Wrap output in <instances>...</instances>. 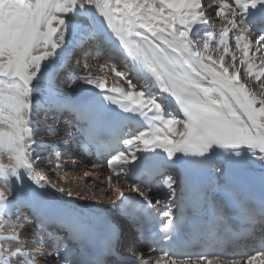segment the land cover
I'll return each instance as SVG.
<instances>
[{"label":"snow or ice","instance_id":"snow-or-ice-1","mask_svg":"<svg viewBox=\"0 0 264 264\" xmlns=\"http://www.w3.org/2000/svg\"><path fill=\"white\" fill-rule=\"evenodd\" d=\"M209 9L220 22L218 37L207 30L212 20ZM106 30L118 41V48L111 45ZM69 32L79 37L81 45L95 41L102 49L105 43L110 44L109 59L121 57L127 65L119 70L113 63L110 72L127 83V90L92 76L85 63L86 74H71L67 87L72 90L77 83L90 87L75 98L58 93L52 83L55 69L46 74L45 68L47 63H55L59 50L68 44ZM233 38L241 54L239 68L235 65L237 55L230 50ZM214 52H221L218 59ZM261 52L264 0H209L207 4L205 0H0V184L7 186V190L0 188V264H40L36 257L47 259L43 240L34 255L29 249L36 241H21L22 230L11 228L5 234L12 215L27 204L17 195L16 186L25 188V177L38 189L48 182L45 174L36 171L41 160L39 151L48 146L34 139V114H67L76 131L83 134L82 147L95 146L109 153L107 165L112 176L106 179L117 193L110 208L136 225L143 241H149L144 246L151 251L153 243L161 239L171 245L173 234L186 223L176 204L178 181L164 175L169 167L222 173L223 168L216 167L211 157L235 165L245 150L264 162V92L257 95L242 81V75L254 78L264 89V57L258 56ZM83 54L90 52L85 48ZM226 57L233 62L231 71L225 66ZM46 75L48 83L43 88L39 82ZM133 76L144 84L133 83ZM149 85L158 89L159 98ZM45 92L43 99H33L34 93ZM167 97L175 102L182 119L169 111L170 102L162 103ZM106 105L126 115L117 119L108 114ZM133 123L138 125L135 131ZM65 135L73 138L75 133L69 127ZM138 153L152 155L141 164ZM5 157L7 164L3 163ZM144 172L149 178L162 177L154 201L166 205L162 211L166 219L159 233L145 228L153 222L152 195L132 184L130 190L141 200L121 207L124 192L111 183L113 176L119 180ZM141 185L148 188L149 180L141 179ZM31 191L36 194L35 189ZM68 196L72 197L71 191ZM210 215L215 224V215ZM30 223L34 232L36 224L45 221ZM60 227L74 239L86 232L84 222L72 213L61 216ZM103 227L104 249L92 264H106L105 258L116 252L121 239V219L106 220ZM68 251L66 245L55 244L53 258L57 264H72ZM129 251L142 264L144 253L134 245ZM213 258L223 264H264V240L254 255L242 253L239 257L206 252L177 255L161 248L153 264H212Z\"/></svg>","mask_w":264,"mask_h":264},{"label":"bare ground","instance_id":"bare-ground-1","mask_svg":"<svg viewBox=\"0 0 264 264\" xmlns=\"http://www.w3.org/2000/svg\"><path fill=\"white\" fill-rule=\"evenodd\" d=\"M208 2H209V0H206V4ZM229 2H231V0H229ZM209 12L211 13L212 20H211L210 25H208V29H207L208 31L211 30L212 28L215 30V26L218 25L216 23L213 24V21L216 20L218 22V19L214 16V12L212 11V9H209ZM98 19H102V18H99L98 17ZM84 23L87 24V21H84ZM104 27L106 29V25ZM200 31H201V35H203V30H200ZM69 33H71V32H69ZM106 34L108 35L109 39L111 40V45H115L118 48L119 47L118 41H116L115 38L110 35V33H107V30H106ZM68 38H72L71 39L72 41H71V44H67L65 46L66 48L63 49L64 50L63 51L64 54H62V53L59 52V56L56 58L55 63H50L49 64L51 68L55 69V71H56L57 74H59L61 72L66 73L65 76H67V78L64 79V83H65L64 87L63 88H60V89H57V92L60 93L63 96H67L69 98H75L82 91H84L85 89H88L90 87V86H87V85H83L81 83H77L76 86L72 90H69L68 87H67L68 77L70 76L71 72L74 71V74H75L76 77H81V76H84L86 74L85 69L83 67V65L85 63H87L89 65L88 71H90L91 74H92V76H94V77H102V74L105 73V71H104V69H101L99 66L101 64H103V63L105 64L106 61L110 62L109 63L110 65H111V63L112 64L115 63V65H117L118 66V69H120V70H124L127 67V65L124 63V61H123V59L121 57L113 56L111 60L109 59V56L111 54V45L110 44H107V43L104 44V46H103L102 49L101 48H98L97 45L95 44V48L94 49H96L95 50L96 53L94 55H91V54L90 55H87V56L84 55V54L79 55V56L74 55V62L71 65H68V62H66V61H68L67 60V57L69 55L68 52H70L71 49L75 48L77 44H81L80 43V40H79V37L74 36L72 33H71V36L70 37L68 36ZM92 44H94V41H93ZM213 47H215V45H213ZM230 50L232 52L236 53L237 60L235 62L237 63L238 66H240V64H239V58H240V55L241 54L236 49L234 41H233V46H230ZM254 50H255V41L253 40V51ZM121 51H122V49H121ZM258 56L264 57V52L259 53ZM227 59H231V58L230 57H227ZM257 62H259V61H257ZM107 66H108V64H107ZM108 67H110V66H108ZM229 68L232 69V65H230ZM66 70H70V71L68 72ZM48 72H46V74ZM103 77H105V76L103 75ZM131 78H132V80L136 79L135 76H133ZM62 80H59V81H62ZM253 80H255V79L253 78ZM56 82H57V79L54 80V78H52L53 85H55ZM39 83H40L41 87L46 88L47 87V83H48V81H47V75L45 77H42V79L40 80ZM106 83L109 86H120V87L125 88L126 90H127V87H128L127 86V83L125 81L119 80L115 76H114L112 82H106ZM134 83H138V82H134ZM142 83L144 84V81ZM148 87L151 89L152 93L153 94H156L158 96V98H159L158 89L157 88H152L151 85H149ZM153 90H155V92ZM93 91H99V90L93 89ZM36 94H37V98L36 99H43L44 96L47 95V93L45 92V93H42V94L34 93L33 96H35ZM163 102L165 104H167L169 102L171 103L172 102L171 97H167V99L166 100H163ZM41 114L38 117L37 116L33 117V128H34V139L38 143L43 142L45 145H47L48 147L51 148V149H49L48 147H45V148H47L48 153L47 154H45V153L43 154V152H42V154L40 155L41 161H44L45 162V161H48V159H49L50 156L55 157V156H57V154L60 155V151L57 153L54 150L55 149H59L60 147H63L64 142H66L67 138H70V137L66 136L65 133H66V131H67V129L69 127H71V128L73 127V122L71 121L70 118H68L64 114V117H62V118H60V119L57 120V125H58L57 133L54 132L55 134L54 135H51V134L43 131L44 128H50V127H48L45 123H43L41 125V122H43V121H46L47 122L48 121V118L42 120L41 119ZM54 116L55 115H51V118H54ZM179 119H182V118H179ZM37 120H39V122ZM76 138H79V136L75 133V136L73 138H70L71 143H73ZM71 147H70V150H66L71 155H69L68 157L65 156L66 157V160L65 159L64 160L66 162H69L71 164V166L73 165V167L77 165V169H80L81 170V172H80L81 174L84 173L83 170H88L87 172H90V175L95 174V176H98L99 179L104 180L105 186H103V187H104V191H105V197L103 195V192L100 193V194L99 193L97 194L95 192L90 191L89 188H87V187L86 188H82L81 185H80L81 183L80 184L78 183L80 181H78L77 182L78 185L75 186V188H73L72 185L69 184V182L64 181L65 180L64 179L65 176H64V174L60 170L59 171H54L53 170V172L51 171V173H55V175H56L55 178L57 179V181L59 183V186L58 187H55L53 184H51V182L48 181L47 184H46V186H45V188L39 189V190L40 191H43V193H45V197L49 201H50L49 198H51V196H52L54 199H57V202H58V203H56L57 205H63V206L64 205H68L71 210H80L82 212H85L84 209H87L89 211L90 210H99L103 206H101L100 203L98 204V201L100 200V199L98 200V197L99 198H103L104 197V199H105V201H104V204L105 205L104 206H106L111 200H114L116 198V195H117V193H115V192H113V194L109 193V191L112 188L109 187V181L106 178L108 176H110V175L107 172H105V170H103V167L102 166L90 167L89 165H86V164H83V163L72 164L74 161H77V158L76 157H78V153H76L77 151H76V145L75 144L74 145L71 144ZM49 150L51 152H49ZM139 154H143V153H139ZM55 162H57V161H55ZM3 163H5V164L8 163L7 158L6 159L4 158ZM262 163L264 165V162H262ZM53 165H56V163H54ZM49 169H50V167H49ZM36 171H37V169H36ZM84 177H86V176H84ZM25 180L27 182H30V181L27 180V177H25ZM111 183H112L113 187L119 185V184L113 182V180L111 181ZM62 186L73 189L74 192L76 193V195L78 196L77 198L78 199L80 198V201H76V200L74 201V200H71L70 198L65 199V197H63L61 195V193L56 190L58 188H61ZM0 187L3 188V187H5V185L0 184ZM120 187H121V190L124 192V197L127 196V195H135L136 194V193L132 192L130 190V187H127L126 185L121 184ZM16 192H17V190H16ZM48 193L49 194H52V195H49ZM78 204L79 205L80 204H84V206H78ZM103 213H105L104 208L102 209L101 213H99L98 215H102ZM11 228L16 229L17 231H20L21 230V229L18 230L17 229L18 228L17 226L14 227L13 226V223H12V220H10V222L6 226L5 234H8V230L11 229ZM23 232H25V231H23ZM25 235H27V234L24 233L23 235L20 236L21 241L27 240L25 238L27 236H25ZM139 251H141V250H139ZM143 253H144V255L148 256L147 259H144L145 262L150 261L153 264V261L158 258V257H156L154 255H150V254H147L145 252H143ZM220 262L221 261H219V260H215L214 261V264H220ZM16 264H19V262L17 261Z\"/></svg>","mask_w":264,"mask_h":264},{"label":"rangeland","instance_id":"rangeland-1","mask_svg":"<svg viewBox=\"0 0 264 264\" xmlns=\"http://www.w3.org/2000/svg\"><path fill=\"white\" fill-rule=\"evenodd\" d=\"M214 16H215V14H214ZM218 24L217 26H215V30L212 28L211 30H209V32H212L213 34H215L216 36L217 35H219V31L221 30L220 29V22H219V20H218V22L216 21V20H214L213 21V24ZM210 25V24H209ZM69 37L71 36V33H69V35H68ZM218 37V36H217ZM72 38H68V44H71V40ZM234 39V38H233ZM233 41L234 40H232V43H231V46H233ZM77 44V43H76ZM88 45H90V46H92L91 48H90V50H91V55H94L96 52H95V50L96 49H94L95 47L93 46L94 44H92V42H89V44ZM83 47V45H76V47L74 48V49H78V50H80L81 48ZM64 48H66V47H64ZM63 48V49H64ZM59 50V52L60 53H62V54H64V50ZM73 49V50H74ZM71 51H72V49H71ZM221 52H222V50H221ZM221 52H214V53H212L213 54V56H214V58L215 59H218L219 58V55L221 54ZM69 53V52H68ZM72 57H70V63L69 64H71V63H73V58L71 59ZM110 62H108V61H106L105 62V64L104 65H107L108 64V66H111L112 65V63H111V65L109 64ZM232 61H231V59H227V57H226V65L225 66H227V67H230V65H232ZM50 63H47V66H46V68H45V72H48V71H50L51 69H53V68H51L50 67V65H49ZM68 64V65H69ZM235 65H236V67H238L239 68V66L237 65V63L235 62ZM117 66V65H116ZM118 67V66H117ZM80 70V69H79ZM229 70L231 71L232 69H230L229 68ZM104 71H105V73H103L102 74V77H99V78H103V79H105L106 80V82H112V80H113V78H114V75L110 72V67H105L104 68ZM72 74L74 73V71L73 72H71ZM107 73V74H106ZM71 75V74H70ZM103 75L105 76V77H103ZM59 77H58V79H60V78H62L63 80L62 81H59V80H57V82H56V84L54 85V87L56 88V90L57 89H60V88H63L64 87V85H65V83H64V79L66 78V76L64 75H58ZM42 78V77H41ZM242 81L246 84V85H248V87H249V89L251 90V91H253L254 93H256L257 95H260L262 92H264V89H262V88H260L259 87V84L255 81V80H253V78L252 79H249L247 76H243L242 75ZM140 84H142V82H140ZM154 92H155V90H153ZM262 91V92H261ZM36 99L37 98V94L35 95V96H33V99ZM162 103H163V101H162ZM33 116H36L35 114L33 115ZM41 118L42 119H45L46 117L44 116V114L41 116ZM50 118H48V121L46 122V121H43V122H41V125L43 124V123H45L48 127H50V128H44L43 129V131L44 132H47V133H49V134H51V135H54L55 133H57V129H58V125H57V120L56 119H53V120H49ZM52 119V118H51ZM44 124V125H45ZM50 131H51V133H50ZM55 132V133H54ZM72 148V147H71ZM46 149V148H45ZM45 149H42V150H40L39 151V155H41L42 154V152L45 150ZM66 150H70V143H69V141H67L66 140V142H64V145H63V147H60L57 151H60L61 153H60V155H59V159L57 160V158L55 157H49V159H48V161H41L40 160V163H39V165L37 166V171L38 172H42L43 174H45L47 177H48V181L49 182H51V184H53L55 187H58L59 186V183H58V181H57V179L55 178L56 177V175H55V173H51V171L53 172V170L54 171H61L63 174H64V176H65V180L64 181H67V182H69V184H71L72 185V187L73 188H75V186H77L78 185V183L81 185V187L82 188H89V190L90 191H92V192H95V193H102L103 192V195H104V197H105V191H104V187L103 186H105V183H104V180H102V179H99V177L98 176H95V174H93V175H90V172H87L88 170H83L84 171V173L83 174H81L80 172H81V170L80 169H77V165L76 166H74V167H72V166H70V164H69V162L67 163L65 160H66V157H68V156H66L67 155V152L68 151H66ZM43 154H44V152H43ZM66 156V157H65ZM5 159H6V157H5ZM65 159V160H64ZM55 161H58V162H55ZM65 161V162H64ZM54 163H59L60 165H61V167H59V168H57V167H55V165H53ZM67 163V164H66ZM50 165V166H49ZM52 166V167H51ZM49 167H50V169H49ZM80 173V174H79ZM84 176H86V177H84ZM26 181V180H25ZM78 181H80V182H78ZM78 182V183H77ZM117 186H121V184H119V185H117ZM35 187V186H34ZM0 188H2V187H0ZM3 188H5L6 190H7V186L5 185V187H3ZM61 188H64V192L63 193H61V195L63 196V197H65V199H67V198H69V196H68V192L69 191H71L72 192V197L70 198L71 200H76V201H80V198L78 199L77 197V195H76V193L74 192V190L73 189H71V188H68V187H64V186H62ZM121 188V187H120ZM113 189H111L110 191H109V193H111V194H113ZM49 194V193H48ZM108 194V193H107ZM49 195H52V194H49ZM48 195V196H49ZM102 195V196H103ZM104 197L103 198H99L98 197V204L100 203L101 204V206H103L101 209H103L105 206V204H104V201H105V199H104ZM54 203H58L57 202V199H54L52 196H51V198H50ZM81 206H84V204H80ZM65 206H67V205H65ZM87 208V207H86ZM101 209H99V210H87V209H84L87 213H95V214H97V213H99V212H101L102 210ZM147 257L148 256H146V255H144V258L145 259H147ZM148 264H152L150 261H148Z\"/></svg>","mask_w":264,"mask_h":264}]
</instances>
